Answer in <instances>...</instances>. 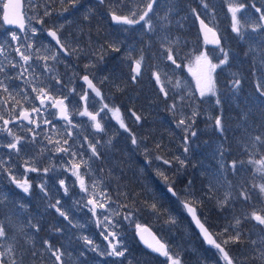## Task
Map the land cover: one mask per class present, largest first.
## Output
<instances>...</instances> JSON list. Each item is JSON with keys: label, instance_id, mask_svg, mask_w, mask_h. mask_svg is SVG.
Here are the masks:
<instances>
[{"label": "rangeland", "instance_id": "rangeland-1", "mask_svg": "<svg viewBox=\"0 0 264 264\" xmlns=\"http://www.w3.org/2000/svg\"><path fill=\"white\" fill-rule=\"evenodd\" d=\"M50 1L22 0L27 29L24 36L18 37L16 41L20 52L29 56V61L25 63L19 54H15V58L14 55L10 58L9 55L3 53L2 59L9 61V63H14L16 68H14L12 73L7 68H4L0 92L3 98H9L11 95L10 86L14 84V79H17L16 84L19 96L25 93L26 90H30L32 92L31 98L35 101H40L37 98L40 93L38 91L34 92L33 88L37 90L43 88L49 97L47 100H51V104L56 98H62L69 105L74 118L70 120L71 123H62L61 126H58L59 123L55 121V124H57L55 130H52L53 127L51 126L48 130L43 128V133L47 136L32 140L35 141L32 145L34 153L25 150L26 139L21 138L18 144L19 150L17 151L7 147L8 143L13 141V138H0V163H2L4 170L8 168V163L14 164L15 175H18L20 183H23L24 180L31 181L34 171L30 169L34 168L36 158L41 163L48 165V170L52 172L53 180L46 182L44 179L43 183L39 182L43 186L40 187L39 185L38 191L43 196H40L38 191L37 195L40 199H47L49 197L51 201L50 209H53L55 212H57L56 209L51 207V205H56L57 201H59V205L57 206L68 216V220H65L61 216L64 220V225L61 230L57 228L54 230V236L60 232L63 236H66L67 240L66 246L62 247L61 250L62 264H170L166 257L158 258L145 253L137 245L133 236L134 226L136 224L147 225L139 219L140 216H143L141 211L124 204L118 206L123 200L119 199L114 186V181H117V178L115 173L112 172L111 167H109V154L113 149L108 148V146L118 144V136L126 138L131 136L128 130L125 131L124 128L120 127L119 121L122 120L128 129L129 121L134 115L130 113L126 116L125 113L121 112L125 115L122 116L119 112L117 118L114 115L117 108L105 107V105L117 104L116 101L107 103L105 98L102 101H97L92 95L85 92V89L78 81L82 73L64 59L55 50L49 40L45 38V26L51 25L53 29H60L61 25L67 21L61 15L63 11L50 7ZM172 1L157 0V3L153 5V10L149 12L143 21L139 17L147 10V4L151 0H130L131 7L124 11V15H117L126 16L129 19L138 21V23L124 24V26L127 29H131L137 40L141 39V36H145L146 47L154 42L160 46L161 55L156 57V61L158 63L159 61H163L164 65L153 64L152 67L148 66V68L152 75L153 73L159 74L160 83H162L167 92V96H165L159 88V92L157 93L167 99L166 120L170 119L172 123L171 127L167 129L168 136L172 138L173 149L170 150L172 160L181 169L183 168L179 161L184 160V140L186 135L189 136L192 147L204 146L211 147L213 150L210 160L199 164L210 181L208 184H205V187L209 189V194L217 203L216 209L218 215L214 219L221 221V226L217 222L213 225L211 224V230L216 240L227 250L229 245L234 242L230 237L235 236L237 231L240 233L244 231L247 236L246 238L249 240L247 245L249 258L264 264V256L261 255V253H264V226L259 225L251 218L254 212L258 215H264V202L255 193L256 198L251 199L250 203L243 197L242 203L232 201L236 199L237 191L227 177V166L223 162L221 155L225 148L223 141L212 137L208 143L194 144L198 138L195 122L199 116L210 122L206 127L209 133L212 130L216 135L221 134L215 127L216 117L213 114L215 106L213 99L215 100V95L207 94L201 97L197 88V82L199 81L203 84L210 75L211 80L215 84V71L218 68H224L227 64L226 62L221 65L220 61L225 58V53H227L229 59V52L221 47H217L212 51L208 50L209 52H207L201 41L200 45H196L199 50L195 46L192 47L191 44H187V49L180 50L179 46L183 45L182 39L176 32H172L171 34L168 29L170 26L174 28L180 26L177 21L172 22L169 18ZM2 4L3 0H0V11ZM205 4L208 5L207 8H205ZM220 4L224 6V11L228 15L229 20H231V32L244 44L248 55L253 60L254 71L258 73L262 69V67L258 69L257 66H261L260 59L264 56V47L257 46L258 34L253 33L251 28L259 20L260 13L256 9L260 8L264 11V0H199L197 10L183 14L180 19H183L186 24L194 26L197 18L200 17L211 27L221 32L225 29L223 18L221 14L213 13L214 11H219ZM230 7L239 9L236 13V23L240 35H243L244 39H241L240 35L232 31L233 13L229 11ZM45 12L50 14L45 15ZM133 13H135L134 16ZM165 15H167V18L163 19ZM149 24L151 25V31L149 30ZM33 29H35V32H33ZM191 31L194 34L193 28ZM10 34L11 32H6L5 29L0 28V39L9 38ZM2 42L0 41V50L5 49ZM67 42L69 43L68 39ZM67 42L66 47L69 46L70 48V43L67 44ZM8 43L9 49L16 51L12 38L8 40ZM125 48H128L127 44ZM168 49H171L173 52L175 64L167 59ZM53 56L56 59H52ZM44 57H48V59H44ZM142 62L141 67L144 69L145 67H143ZM211 64L218 65V67L209 73L208 69ZM46 66L50 71L45 70ZM25 69H28V71L25 72ZM88 71L85 68L83 74H87ZM11 74H13V79L10 77ZM226 74L231 78L230 82L233 85L236 78L240 76L238 73L230 71H226ZM257 79L259 85L264 88V76L259 74ZM57 80L60 82L57 83ZM177 82H179V87L177 86ZM5 88L8 89L7 92L4 91ZM79 100L84 101L85 105L82 108L80 107ZM50 106L46 105V108L49 109ZM35 108L39 110L38 114L40 116L38 119L41 121L43 114L40 111L45 108L38 105ZM83 108H86L92 114L97 113L99 115L100 133L95 130L94 124L84 119V116L80 114ZM99 108H103V111L101 112ZM193 112L196 113L195 116H193ZM181 119L186 121L185 125H179ZM188 126L190 128L186 133L185 128ZM57 128L58 131H56ZM193 131L196 132L195 137H191V132ZM255 136L246 134L245 138L249 142L250 147L258 148L259 144L253 143ZM144 143L147 142L140 144L139 152L144 151L142 147ZM90 145L96 146L97 152L100 155L99 159L92 156ZM57 148L67 149L68 151H57ZM37 149L41 150V152L36 153ZM158 156L161 159H157ZM164 160L167 159L159 153H157L156 157L148 158L146 160L148 161L147 167L151 164L154 168L149 171L158 173V171L162 170L166 175L165 172L171 171V164H165ZM256 163L260 165L258 162ZM74 164L80 165L79 175L83 178L87 191L81 190L80 180L74 174L77 171L73 168ZM99 166L102 167V173L99 171ZM175 169L177 168L173 166V170ZM145 170L148 169L145 167L138 169L139 173ZM38 172L40 174L45 173L42 168H39ZM61 181H64L63 186H61ZM18 188L23 190L20 187ZM28 193L33 194L32 184ZM261 195L264 196V193ZM89 199H93L96 202L95 215L90 204L87 202ZM160 201V196L154 198V202L160 203ZM101 203L104 204L103 208L99 207ZM245 204L249 206L245 207ZM170 205L172 208H167V210L163 211L153 210L151 206L144 208L145 211L150 210L148 211V214H151L148 218L150 228L156 233L159 231L160 238L168 246L169 254L174 258H180L181 264H225L215 249L202 244L184 215L181 206L175 202H170ZM226 209L228 212H226ZM125 217L129 218L126 219ZM237 218L241 221L238 226L235 225ZM170 220H174L175 223H171ZM226 228L228 229L227 231H225ZM108 232L114 235L108 236L105 239ZM225 240H228L227 244L223 243ZM88 241H91V243H88ZM253 241H255V244H253ZM183 242L188 248L189 256H186L187 252L182 247ZM110 244L115 245L118 250L124 251L125 255L122 257L108 255L112 251ZM8 249V246L1 248L0 253H3V255L0 256V260L9 256ZM38 252L40 255L43 254L41 249ZM227 252L229 253L230 251L227 250ZM44 253L45 257L49 260L47 262H50L51 258V260H54V264H57L54 256H47L46 251ZM230 257L232 258V256ZM38 258L37 264H48L43 261L39 262ZM10 260L3 264H12L13 260ZM16 264L19 263L16 262ZM33 264H36L35 260Z\"/></svg>", "mask_w": 264, "mask_h": 264}, {"label": "trees", "instance_id": "trees-1", "mask_svg": "<svg viewBox=\"0 0 264 264\" xmlns=\"http://www.w3.org/2000/svg\"><path fill=\"white\" fill-rule=\"evenodd\" d=\"M198 2L199 0H173L171 3L169 18L172 22L177 21L180 26L178 28L170 26L168 29L171 34L176 32L182 39L183 45L179 46L182 51L187 49L189 44L192 47L201 44L197 28H195L196 24L188 25L180 19L187 12H195ZM50 7L63 11L61 15L67 19L60 28L64 40L67 42L68 39L70 43V48L67 46L69 56L66 60L82 74L85 68L89 70L87 74L105 91L107 103L112 102L115 96V101L120 104L122 110L124 108L126 116L134 112L140 117V123L134 120L129 123L128 132L131 136L127 138L118 136V144L108 146L113 149L109 154V167L117 178L114 186L119 199L123 200L118 206L124 204L139 209L143 214L139 219L150 227L148 218L151 214H148L150 210H144L146 206L155 203L156 210L163 211L172 208L170 202L179 204L181 200H185L194 205L199 218L210 231H212L211 224L215 222L221 226V221L214 219L218 215L216 200L205 187V184L210 181L199 164L210 160L212 148L191 146L190 149L195 150H190L183 155L182 169L171 158L172 138L168 136L167 129L172 123L170 119L166 120L167 99L157 93L159 88L164 86L162 83L157 84L148 68L153 64L164 65L163 61L159 63L156 61V57L161 55L160 46L154 42L146 47L145 36L137 40L131 29H127L124 24H113L110 20L112 12L124 15V11L131 7L130 0H106L104 4L99 3V0H76L75 3L73 0H51ZM213 13L221 14L223 18L225 29L219 31L220 47L229 52L227 64L224 68H218L214 74L216 94L215 100L213 99L215 102L213 114L215 117H221L223 132L216 135L210 130L211 133H209L206 127L210 122L199 116L195 122L198 138L194 144L208 143L212 137L223 141L225 148L221 155L227 166V177L237 191L236 199L232 201L242 203L240 193L246 191L250 197L248 203L256 196L264 202V196L260 192V185L264 184V170H261L264 166L262 165L264 144L258 143V148L250 147L245 138L246 134L264 135V121L260 119L261 113L264 112V105L259 103L264 101V97L259 94V89L263 87L259 85L257 79L259 74L264 76V56L260 59L261 66H257L258 69L261 67L262 69L257 73L254 71L253 60L248 55L244 44L230 30L231 20L224 11V6L220 4L219 11ZM86 15L87 19H85ZM192 28L194 34L191 31ZM112 45L118 47L119 51H113ZM205 50L209 52L208 50L213 49L205 47ZM141 56H143L142 65L145 68L141 67L140 74L133 80L132 77L135 74L132 69L135 61ZM226 71L240 75L236 78L240 81L238 86L234 87ZM244 112L248 113L247 127L241 119ZM133 137L137 141L136 144L132 143ZM142 142L147 143L142 146L144 151L139 152ZM40 152L41 150H36V153ZM157 153L164 156L171 164V171L165 173L170 181H174L178 198L170 197L165 191L163 177L149 171L154 169L151 164L147 167L146 160L156 157ZM234 161L235 168L232 166ZM42 165L43 163L37 159L35 165L37 171L34 176L35 179L41 181L45 179L47 182L48 179L53 178L52 172L49 170L40 174L38 170ZM173 166L177 169L173 170ZM140 167L148 170L139 173ZM101 169L102 167L99 166V171L102 173ZM156 196H160V203L154 202ZM245 205V207L249 206ZM227 209L226 212H228ZM41 210L44 208L42 207ZM157 234H160L159 231ZM240 234V239L232 242L227 248L234 264H263L249 258L250 255L247 254L249 240L244 231ZM182 247L187 252L186 256H189L184 242ZM35 262L37 264V259Z\"/></svg>", "mask_w": 264, "mask_h": 264}, {"label": "flooded vegetation", "instance_id": "flooded-vegetation-1", "mask_svg": "<svg viewBox=\"0 0 264 264\" xmlns=\"http://www.w3.org/2000/svg\"><path fill=\"white\" fill-rule=\"evenodd\" d=\"M4 1L5 0H3V3ZM23 12H24V6H23ZM1 14H2V6L0 11V28L5 29L6 32H11V34H15L17 38L23 37L27 29V22L24 28V32L20 33L16 27L13 28L6 27L1 19ZM45 28H46L45 38L47 40H49L48 31L58 29L57 36L60 39L61 43L64 46L66 45V42L63 38L64 35L63 33H61V30L59 28L53 29L51 28V25L45 26ZM11 34L9 35V38L0 39V41H3L2 43H4V48H5L3 50H0V67L7 68L8 71L12 73L14 68L11 66V64L13 63H9V61L2 59L3 53L9 55L10 58H12L13 55L15 58V54L18 55L17 51L9 49L8 40L11 39L13 36ZM49 42L51 41L49 40ZM51 44L54 48L56 47L52 42ZM13 45L15 49L19 48L16 40H13ZM12 76L13 74L10 75L11 79H13ZM16 80L17 79H14V84L10 86L11 95L9 98L8 97L3 98V95L0 92V117H3V119L0 120V138H5V139L13 138V136H10L7 131L3 130L4 129L3 120H9L10 123L8 127L11 129V131L16 136H19L20 138L27 140L25 150L34 153L32 145L35 141L32 140L37 138H42L43 136L46 135L45 133H43V128L48 130L49 127L51 126L53 127L52 130H55L57 125L55 124V121L59 123L58 126H61L62 123L69 122L74 117L72 116V111L70 110L69 105L67 103H65L64 105L65 107H67L66 109L68 110L69 119L65 121L58 119L57 112L53 107L54 100L52 101L51 104V100L45 99V102L42 105L40 101H35L33 98H31L32 92L30 90H26L25 93L19 96V90L17 88ZM0 81H3V73H0ZM95 85L101 90L102 95L100 97H95L93 95L92 96L97 101L100 100L102 101L103 98H105V94L97 83H95ZM113 101H115V97H113L112 102ZM79 103L81 108L85 105L83 100H79ZM36 105L45 108L44 110L40 111V113L43 114L41 121L38 119L40 116V114H38L39 110L37 109L38 111H33V109H36L35 108ZM46 105H51V106L48 109L46 108ZM107 107H110L112 109L117 108L119 109L120 113L121 112L125 113V110L120 109L121 107L120 105H118V103ZM21 109L26 110L28 112L29 120H31L32 123H29V120L20 119ZM99 109L101 112L103 111V108H99ZM93 115H96V122H99V115L97 113ZM122 116L125 115L122 114ZM83 118L89 120L92 124H94V122L90 120L87 115H84ZM137 122H139V120H137ZM95 130L97 132H100L96 128ZM56 131H58V128ZM36 160L37 159H35V162L33 161L34 164H36ZM15 172L16 171L14 164L8 163V168L4 170L2 167V163H0V199L4 201L3 204H0V224H3L5 226L7 233L6 237L0 238V250L4 246H8V247L11 246L12 248V251L9 254V256H6L5 258H1L0 261H2L3 263L4 262L7 263L9 262V259H11V260H15L19 264H33L34 260L39 257L38 258L40 260L39 262L43 261L48 264H54V260H51V258H50V262H47L49 260L48 258L45 257L44 252L46 251V255L49 257L53 255L51 251H49L48 248L45 246L44 241H48L52 249L59 248L62 250V247L66 246V241H67L66 236H63L60 232H58V234L54 236V230L56 228L61 230V228L64 225V220L59 215V213L55 212L54 210L53 211L50 210L51 201L49 197L47 199H40V197H38V195L35 193L29 194V193H25L23 190H20L17 187V184L13 182V178L10 179L8 178L15 176L14 177L15 180L20 182V180L18 179V175H15ZM25 181H27L29 186H31L32 184L33 192L38 191V188H35L34 185L35 183L34 178H31V181L24 180V182ZM29 191H30V187H29ZM42 207L44 208V210H41ZM33 225H36V227H33ZM40 249L43 251L42 255H40L38 252ZM33 253H35V255H33Z\"/></svg>", "mask_w": 264, "mask_h": 264}, {"label": "snow or ice", "instance_id": "snow-or-ice-1", "mask_svg": "<svg viewBox=\"0 0 264 264\" xmlns=\"http://www.w3.org/2000/svg\"><path fill=\"white\" fill-rule=\"evenodd\" d=\"M75 2H76V0H73V3H75ZM105 2H106V0H99V3H101V4H104ZM155 3H157V0H151V2H149L147 4V10L144 12L143 15H141L139 17L140 20H142V21L145 20V17H147L148 14H149V12H151L153 10V5ZM204 6H205V8L208 7L207 4H205ZM3 7L6 10L5 11L4 19L7 22L12 23L13 21L12 20H9V18H8L7 10L10 7L13 8V9L19 8L20 7L19 3H16V4H11V3L4 4ZM66 10L67 9H65V11ZM229 11L233 13V27H232V31L233 32H236L238 35H240V31H239V28L237 27V23H236V13L239 11V9L238 8H235V7H230L229 8ZM256 11L258 13H260V16H259V20L252 25L251 31L253 33H257L258 34L257 46L264 47V11H262L260 8H257ZM49 14L50 13L45 12V15H49ZM134 15H135V13H133V16ZM87 18L88 17L86 15L85 16V19H87ZM166 18H167V15H165V17H163V19H166ZM111 19L113 21H115V22H118V23H125V24L138 23V21H136L134 19H129L126 16H119V15L115 14V12H112L111 13ZM38 22H42V21H38ZM146 23H147V21H146ZM201 26L202 27H207L204 24V21L203 20L201 21ZM21 27H23L22 24H21ZM149 30L150 31L152 30L150 24H149ZM207 30L209 32L212 31L211 28H208ZM33 32H35V29H33ZM57 32H58V29L57 30H49L48 31V35L50 37H52V39L55 40L58 45H60L61 49H64V45L61 43L60 39L58 38ZM213 35H215V33H213ZM240 38L241 39H244L243 35H240ZM12 39L13 40H16L17 39V37H16L15 34H13ZM29 47H31V45H29ZM112 49H113V51H119V48L116 47L115 45H112ZM16 51L20 55L21 59L25 63H27L29 61V56L23 54L22 52H20V49L19 48L16 49ZM167 51H168L167 59L169 61H172V63L175 64L176 61L173 58V52H172V50L171 49H168ZM44 59H48V57H44ZM52 59H56V57L53 56ZM227 59H228V56H227V53H225V58L220 61V64L221 65L225 64L227 62ZM142 60H143V56H141V58L139 60L135 61V67L132 69L133 73L135 74L132 77L133 80H135L136 79V76H138L140 74ZM11 66L13 68L16 67V65L14 63L11 64ZM86 67H87V65H86ZM178 67H179V65H178ZM217 67H218V65H215V64L209 65L208 72L211 73ZM45 70L46 71H50V69L47 66H46ZM4 71H5L4 67H0V73H3ZM24 71L26 72V71H28V69H25ZM21 75H23V74H21ZM153 75H154V77L156 79L157 84H160L161 81H160L159 74L153 73ZM17 78H19V77H17ZM83 80L88 84L89 88H91L92 91L96 92V94L98 96L100 95L99 91H97V89L93 85L92 81L89 80V77L87 75H85L83 77ZM59 82L60 81L57 80V83H59ZM239 84H240V81L238 79L234 81V86H238ZM0 85H2V81H0ZM177 86L179 87V82H177ZM197 88H198V90L200 92V96L201 97H204L207 94H211V95H215L216 94L215 84L211 80L210 75L206 78V80H205V82L203 84H201L198 81L197 82ZM4 91L7 92L8 89L5 88ZM33 91L34 92L38 91L40 93V95H38L37 98L40 99V102H41L42 105L44 104L45 99H48L49 98L47 96V93L45 92V89H43V88H40L39 90H37L36 88H33ZM160 91L163 92L165 94V96H167V92L165 91L164 87H161L160 88ZM259 94H260V96L264 97V88L259 89ZM17 103H19V102H17ZM217 103H219V100H217ZM259 103L261 105H264V101H259ZM63 105H64V101L63 100H59V101H56L55 104H53V107H60L61 115L63 116V118L65 120H68L67 110H66V108L62 107ZM105 107H107V105H105ZM33 111H38V110L37 109H33ZM80 114L81 115H87L89 117V119L94 122V127L97 130H101L100 123L99 122H96V115H93L92 113H89L86 109H85L84 112H81ZM114 115H116L117 118H118L119 109H116L115 110ZM133 115L135 116L136 114L133 112ZM195 115H196V113L193 112V116H195ZM20 118H22L24 120H29V114H28V112L26 110L21 109V111H20ZM2 119H3V117H0V120H2ZM136 119L139 120L140 117L139 116H136ZM241 119H242V121H244L245 126L247 127L248 113L247 112H244L242 114ZM260 119H261V121H264V112L261 113ZM9 123H10L9 120H3V124H4V129L3 130L4 131H7L10 136H13V141L10 142V143H8L7 147L9 149H11V150H17L18 151L19 150L18 149V144L20 143L21 138L19 136H16L11 131V129L8 127ZM29 123H32V121L29 120ZM69 123H71V121H69ZM119 123H120V127L121 128H124L125 131L128 130L122 120H120ZM185 124H186V121L184 119H181L179 121V125H185ZM215 127L221 133L223 132L222 119L219 116L216 117V119H215ZM189 128H190V126H188V127L185 128L186 133L189 131ZM195 136H196V132H194V131L191 132V137H195ZM65 143H67V141H65ZM132 143L133 144H136L137 143L135 137H133ZM253 143L254 144L255 143L264 144V135H256L253 138ZM90 147H91V150H92V156L93 157H96L97 159H99L100 158V155L97 152L96 146L95 145H90ZM190 148H191L190 139H189V136L186 135L185 136V140H184V151H185V153H188L190 151ZM57 151L67 152L68 150L67 149L57 148ZM157 159H161V157L158 156ZM163 162L165 164H169L170 163L168 160H164ZM179 162H180L181 166H183L184 160H180ZM85 163H87V162H85ZM262 165H264V162H262ZM232 166H233V168H235V166H236L235 161L233 162V165ZM73 168L77 170L74 174L77 175V179L80 180L81 190L82 191H87V189L85 188L84 180L79 175L80 165L79 164H74L73 165ZM30 170L31 171H37V169H35V168H31ZM261 170H264V167H262ZM45 171H47V169H45ZM158 175H160V176L163 177V183L166 185L168 193H170L172 196H175V197L178 198V193L175 191L174 181H170L169 178L163 172H158ZM13 182L17 184V187L22 188L25 193H28L29 192V187L30 186L28 185L27 181H25L23 183H20V182L16 181L15 178H13ZM60 183H61V186L64 185V181H61ZM65 191H67V189H65ZM260 192L261 193H264V184L260 185ZM240 195L245 200L250 199V197L248 196V194H247L246 191H242L240 193ZM3 203H4V201L2 199H0V204H3ZM88 204H90V205L93 206V214L95 215L96 213H95L94 209L97 206L96 205V202L93 199H89L88 200ZM57 205H59V201H57L56 205H51V207H54L56 209V211L59 213V215L60 216H63L65 220H68V216L65 214L64 211H61L60 208ZM99 207L100 208H103L104 207V204H102V203L99 204ZM183 207L191 215L192 220L195 222V224L200 229V232L203 235V238L207 242V244L208 245H211L212 247H214L219 252V254L221 255V257H222L223 261L225 262V264H234L233 259L230 257L229 253L225 250V247L222 246L221 243L217 242V240L213 238V236L209 233L208 229L205 227V225L198 218V216H197V209L194 206H190V203L187 202V201H184L183 202ZM151 208L153 210H156L157 209V205L155 203H153L151 205ZM125 218L128 219L129 217H125ZM251 218L254 219L259 225L264 226V215H258V214H256L254 212V213H252ZM170 222L171 223H175L174 220H170ZM240 222H241L240 219L237 218L236 221H235V225L238 226L240 224ZM33 227H36V225H33ZM137 228L139 229L140 228V225H137ZM37 230H38V228H37ZM227 230L228 229L226 228L225 231H227ZM6 234L7 233H6L5 226L3 224H0V238L6 237ZM113 235H114L113 233L108 232L107 235L105 236V239H107L108 236H113ZM240 235H241L240 232L237 231L236 232V235L233 236V237H230V239L233 240V241H238L240 239ZM88 243H91V241H88ZM223 243L224 244H227L228 243V240H225ZM44 244L48 248V250L51 251L52 255L55 257V260H56L57 264H62V252H61V249H59V248L52 249V247H51V245L49 244L48 241H44ZM157 244L159 245V247L153 248L152 245H149L148 247L152 248V251L158 252L160 255L165 256L167 258V260L170 262V264H181L180 258H178V257L174 258L172 255H170L169 254V251L166 249V246L164 244L160 243L159 240H157ZM253 244H255V241H253ZM110 247L112 248V251L110 253H108V255H113V256H116V257H122V256L125 255V252L118 250L115 245H111L110 244ZM8 251H9V253H11V251H12L11 246L9 247ZM2 255H3V253H0V256H2ZM33 255H35V253H33ZM261 255L264 256V253H261ZM0 264H3V262L0 261ZM12 264H16V261L13 260L12 261Z\"/></svg>", "mask_w": 264, "mask_h": 264}, {"label": "water", "instance_id": "water-1", "mask_svg": "<svg viewBox=\"0 0 264 264\" xmlns=\"http://www.w3.org/2000/svg\"><path fill=\"white\" fill-rule=\"evenodd\" d=\"M9 3H11V4L19 3V5H20V7L17 8V9H13V8L10 7V8L7 10L8 18H9V20H12L13 22H12V23H9V22H7V21L4 19L5 11H6V10L4 9V7H2L1 19H2V21H3V23H4V25H5L6 27H8V28L16 27L17 29H19L20 32H23V28H24V18H23V14H22V0H5V3H4V4H9ZM110 18H111V16H110ZM202 20H203V19L198 18L197 21H196L197 30H198V33H199V35H200V38H201L202 42L204 43L205 46L210 47V48H216V47H218V46L220 45V36H219L218 32H217L216 30H214L212 27H210L209 25H207L205 22H204V24H205L207 27H202V26H201V21H202ZM111 21H112L114 24L118 23V22L113 21L112 19H111ZM203 21H204V20H203ZM21 24L23 25V27H21ZM208 28H211L212 31L209 32V31L207 30ZM213 33H215V35H213ZM48 37H49L50 41H51L52 43H54L55 46L58 48L59 52H60L63 56L67 57V56H68V53H67L65 47H64V49H61L60 45H58V44L56 43V41L52 39V37H50L49 35H48ZM217 41H218V42H217ZM84 76H85V75H83L82 77H80V79H79V83H81V84L84 86L85 90L92 92L95 96H98V95L96 94V92L92 91V89L89 88L88 84L83 80V77H84ZM87 76H88V75H87ZM88 77H89V76H88ZM89 80H91L90 77H89ZM91 81H92V80H91ZM92 83H93V81H92ZM93 85L95 86L94 83H93ZM95 88L97 89V91H99V89H98L96 86H95ZM99 93H100L99 96H101V92H100V91H99ZM59 100H62V99H57L56 101H59ZM56 101H55V103H56ZM55 103H54V104H55ZM62 107L66 108L64 105H63ZM54 108L57 110V116H58V119H60V120H65V119L63 118V116L61 115L60 107H54ZM84 111H85V110H84ZM84 111H83V112H84ZM67 115H68V113H67ZM20 119L22 120V118H20ZM68 119H69V116H68ZM166 190H167V189H166ZM167 192H168V191H167ZM169 194H170V193H169ZM170 195H171V194H170ZM171 196H172V195H171ZM173 197H175V196H173ZM91 206H92V205H91ZM181 206H182V208H183V210H184L185 215L187 216V218L189 219L191 225L193 226L194 230L196 231V233H197L199 239H200V240L203 242V244H205L206 246H210V247H212L211 245H208L207 242L204 240L203 235H202L201 232H200V229H199L198 226L195 224V222L192 220L191 215H190V214L187 212V210L183 207V202L181 203ZM190 206H192V205L190 204ZM92 208H93V206H92ZM198 218H199V217H198ZM205 227H206V226H205ZM206 228H207V227H206ZM208 231H209V230H208ZM209 233H210V231H209ZM134 234H135V237H136L138 243L140 244V246H141L143 249H145L147 252H150V253H152V254H155V255L159 256L160 258H164V257H165V256L160 255L158 252H154V251H152V248L148 247L149 245H152L153 248L159 247V245L157 244V240L160 241V239H159V238L154 234V232H153L152 230H150L147 226H140V228L138 229V228H137V225H136V226H135ZM210 234H211V233H210ZM211 235H212V234H211ZM212 236H213V235H212ZM213 238H214V237H213ZM214 239H215V238H214ZM160 243L164 244L162 241H160ZM164 245H165V244H164ZM165 246H166V245H165ZM213 248H214V247H213ZM166 249H167V247H166ZM218 253H219V252H218ZM219 255H220V254H219ZM220 256H221V255H220Z\"/></svg>", "mask_w": 264, "mask_h": 264}]
</instances>
